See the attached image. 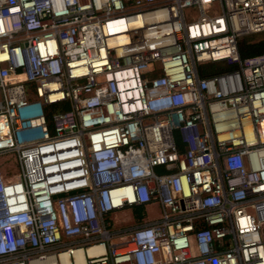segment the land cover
<instances>
[{
    "label": "built area",
    "instance_id": "1",
    "mask_svg": "<svg viewBox=\"0 0 264 264\" xmlns=\"http://www.w3.org/2000/svg\"><path fill=\"white\" fill-rule=\"evenodd\" d=\"M260 33L264 0H0V264H264Z\"/></svg>",
    "mask_w": 264,
    "mask_h": 264
},
{
    "label": "rangeland",
    "instance_id": "2",
    "mask_svg": "<svg viewBox=\"0 0 264 264\" xmlns=\"http://www.w3.org/2000/svg\"><path fill=\"white\" fill-rule=\"evenodd\" d=\"M183 13H184L185 19L187 21L194 20L195 17L197 16V11H196L195 8H184L183 9ZM253 37L261 38V37H264V34L263 33L254 34ZM205 65H206V67H209V68L211 67L208 64H205ZM205 65H202V67H204ZM219 66H222V64L219 63ZM6 161H7V159H1L3 167H6V163H7ZM7 169H9L11 171H14V167H9ZM159 215H160L159 208L157 206L153 205V206H150V207L146 208L144 213H142L139 217L143 218V220H150V219L158 218ZM113 217H114L113 225L115 227H118L119 225H133V224H137V221H136L137 214H136L135 210L130 211L129 209H124V210H121V211H117L114 214ZM260 232L264 235V222L261 223Z\"/></svg>",
    "mask_w": 264,
    "mask_h": 264
},
{
    "label": "trees",
    "instance_id": "3",
    "mask_svg": "<svg viewBox=\"0 0 264 264\" xmlns=\"http://www.w3.org/2000/svg\"><path fill=\"white\" fill-rule=\"evenodd\" d=\"M254 35L243 36L237 41L238 53L240 57H246L255 54H264V37L256 38ZM222 64V63H221ZM209 67H202L200 72L201 75L206 74V72H218L224 69L232 68V65H222L219 63H209Z\"/></svg>",
    "mask_w": 264,
    "mask_h": 264
},
{
    "label": "bare ground",
    "instance_id": "4",
    "mask_svg": "<svg viewBox=\"0 0 264 264\" xmlns=\"http://www.w3.org/2000/svg\"><path fill=\"white\" fill-rule=\"evenodd\" d=\"M74 255L78 256V258H79V256L81 257V254H80L79 250L74 251ZM37 262H38L37 260H34L32 264H36Z\"/></svg>",
    "mask_w": 264,
    "mask_h": 264
}]
</instances>
